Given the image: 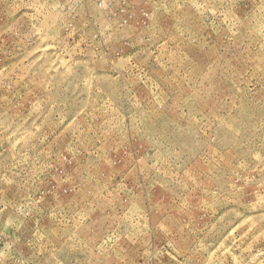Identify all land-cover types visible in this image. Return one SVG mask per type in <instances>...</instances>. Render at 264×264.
Returning <instances> with one entry per match:
<instances>
[{"label":"rangeland","instance_id":"374dc122","mask_svg":"<svg viewBox=\"0 0 264 264\" xmlns=\"http://www.w3.org/2000/svg\"><path fill=\"white\" fill-rule=\"evenodd\" d=\"M0 264H264V0H0Z\"/></svg>","mask_w":264,"mask_h":264}]
</instances>
